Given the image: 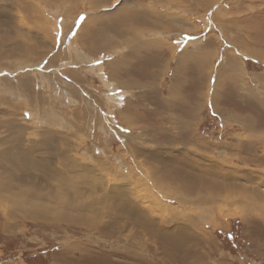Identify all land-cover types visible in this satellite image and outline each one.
<instances>
[{"label": "rangeland", "instance_id": "rangeland-1", "mask_svg": "<svg viewBox=\"0 0 264 264\" xmlns=\"http://www.w3.org/2000/svg\"><path fill=\"white\" fill-rule=\"evenodd\" d=\"M261 46L264 0H0V146L103 194L70 221L0 200V264H264Z\"/></svg>", "mask_w": 264, "mask_h": 264}, {"label": "bare ground", "instance_id": "bare-ground-1", "mask_svg": "<svg viewBox=\"0 0 264 264\" xmlns=\"http://www.w3.org/2000/svg\"><path fill=\"white\" fill-rule=\"evenodd\" d=\"M3 42L4 41H2V43ZM255 48H256V45H255ZM260 48L261 49H258V50L263 51L262 49L264 47L261 46ZM18 49L21 50L23 49V47H19ZM23 50L25 51L26 48H24ZM0 52L1 54L5 55L7 54L8 51L4 52V49H3ZM29 52H32L31 48ZM23 85H25V87L28 86L27 84H23ZM28 92H26V94L23 93L25 97L27 96ZM33 96L34 95H32V97ZM9 138L10 137H7V139L3 138L2 143H1L2 147L0 146V154H1L0 157L5 156L8 159V161L11 164H14L15 166V168L10 170V168L7 167L8 163L0 159V166L3 169L2 172L3 173L6 172L2 176L0 175V200L3 203L5 212L11 213L13 215H18V216L24 215V217H30L32 219H49L50 215L54 213L53 216H56L55 218H57V215H58V217H61L62 220L70 221L71 219H73L72 217H70L72 214L76 213V215L79 216L80 212L82 211H86V210L90 212L93 211L92 214L94 213V211H96L95 201L97 202L101 201V199H103V194L98 195L97 193L98 184L94 180L90 179L92 177H89L85 173L84 174L82 173L79 176L76 175V177H74L75 169H73L72 171L71 168L73 167H70V166H69V169L65 168L67 164H71L69 162L70 160L59 161L60 162L59 164L63 165L64 168L61 167L60 170L56 172L57 170H55V168L53 167L55 165V162L52 159V156L45 155L40 158L32 157L34 151L31 153L32 154L31 155L29 152V149L31 150L34 147L25 146L24 144L25 141L23 143L24 139L21 136H19V138L16 137L17 138V142H15L16 151L15 152L13 151V154H11L12 150H9V148H11L9 147V145H11L9 144L10 143L9 140L11 139ZM45 142H46V145L50 146V142H47V141ZM56 173H58V177H57V181L55 180L56 183L54 184L50 181H53L51 179V176H53ZM86 184H87V187L84 190V187H85L84 185ZM204 186H202L203 189L206 188ZM96 187L97 189H95ZM253 190L256 191V189H253ZM254 191L253 193L256 199L264 202V192L259 193V191H256L255 193ZM68 193H70V197L67 196ZM126 194L127 192H125L124 196H127ZM104 197H105L104 199L108 198L106 196ZM250 200L251 199L247 200V203ZM134 207L124 202V204L116 208V210L117 211L119 210L120 213L131 212L134 215V210L135 211L138 210V207L136 206ZM255 208L256 207H254L253 209ZM257 208L261 210L260 211L261 213H264V204L261 205L260 203L259 205H257ZM135 218L138 220H142L140 217H135ZM141 222L143 223V220ZM173 240L177 241V243L180 242L179 239L177 238H173Z\"/></svg>", "mask_w": 264, "mask_h": 264}, {"label": "snow or ice", "instance_id": "snow-or-ice-1", "mask_svg": "<svg viewBox=\"0 0 264 264\" xmlns=\"http://www.w3.org/2000/svg\"><path fill=\"white\" fill-rule=\"evenodd\" d=\"M81 19H83V17H81Z\"/></svg>", "mask_w": 264, "mask_h": 264}]
</instances>
